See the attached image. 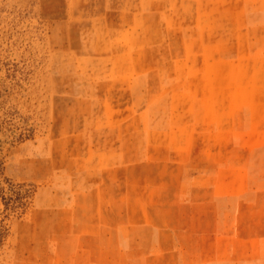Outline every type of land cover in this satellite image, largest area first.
Here are the masks:
<instances>
[{
    "label": "rangeland",
    "instance_id": "1",
    "mask_svg": "<svg viewBox=\"0 0 264 264\" xmlns=\"http://www.w3.org/2000/svg\"><path fill=\"white\" fill-rule=\"evenodd\" d=\"M0 264H264V0H0Z\"/></svg>",
    "mask_w": 264,
    "mask_h": 264
}]
</instances>
